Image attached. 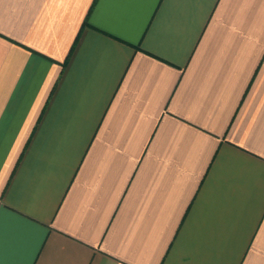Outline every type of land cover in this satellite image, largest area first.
Returning a JSON list of instances; mask_svg holds the SVG:
<instances>
[{
	"label": "crops",
	"instance_id": "obj_1",
	"mask_svg": "<svg viewBox=\"0 0 264 264\" xmlns=\"http://www.w3.org/2000/svg\"><path fill=\"white\" fill-rule=\"evenodd\" d=\"M0 264H264V0H0Z\"/></svg>",
	"mask_w": 264,
	"mask_h": 264
}]
</instances>
